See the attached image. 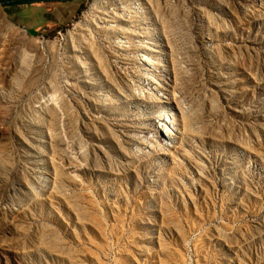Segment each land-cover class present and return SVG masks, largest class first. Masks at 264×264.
I'll list each match as a JSON object with an SVG mask.
<instances>
[{
    "label": "rangeland",
    "instance_id": "rangeland-1",
    "mask_svg": "<svg viewBox=\"0 0 264 264\" xmlns=\"http://www.w3.org/2000/svg\"><path fill=\"white\" fill-rule=\"evenodd\" d=\"M81 1L0 5V264H264V0Z\"/></svg>",
    "mask_w": 264,
    "mask_h": 264
},
{
    "label": "crops",
    "instance_id": "crops-1",
    "mask_svg": "<svg viewBox=\"0 0 264 264\" xmlns=\"http://www.w3.org/2000/svg\"><path fill=\"white\" fill-rule=\"evenodd\" d=\"M81 2V0H47L10 4L5 5L4 8H8L13 17L28 29L38 31L44 26H60L70 20L79 10Z\"/></svg>",
    "mask_w": 264,
    "mask_h": 264
},
{
    "label": "bare ground",
    "instance_id": "bare-ground-1",
    "mask_svg": "<svg viewBox=\"0 0 264 264\" xmlns=\"http://www.w3.org/2000/svg\"><path fill=\"white\" fill-rule=\"evenodd\" d=\"M169 99V98H168ZM166 121H168V119H166ZM169 123V121H168ZM159 129L160 131L164 134L165 132H167V137L165 138L166 139H169L170 141H172L173 139V136H174V128L172 126V124L170 125V123L168 125L164 124V125H159Z\"/></svg>",
    "mask_w": 264,
    "mask_h": 264
},
{
    "label": "water",
    "instance_id": "water-1",
    "mask_svg": "<svg viewBox=\"0 0 264 264\" xmlns=\"http://www.w3.org/2000/svg\"><path fill=\"white\" fill-rule=\"evenodd\" d=\"M35 1H47V0H0V4L2 6H5L10 4H21V3H29ZM48 1H68V0H48Z\"/></svg>",
    "mask_w": 264,
    "mask_h": 264
}]
</instances>
